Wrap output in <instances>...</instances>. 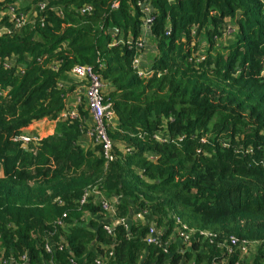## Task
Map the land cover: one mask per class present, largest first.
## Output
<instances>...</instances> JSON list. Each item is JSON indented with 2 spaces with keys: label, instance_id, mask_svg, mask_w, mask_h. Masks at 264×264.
<instances>
[{
  "label": "trees",
  "instance_id": "16d2710c",
  "mask_svg": "<svg viewBox=\"0 0 264 264\" xmlns=\"http://www.w3.org/2000/svg\"><path fill=\"white\" fill-rule=\"evenodd\" d=\"M16 1L0 0V12ZM112 2L32 0L35 18L0 35V57L17 58L12 68L0 64V264L25 254L30 264H97L110 250L102 264H180L192 255L196 263L264 264V0H151L149 76L134 67L144 13L137 0H120L117 9ZM86 3L94 10L81 14ZM121 36L133 45H111ZM77 64L92 65L109 87L118 155L109 164L101 146L79 141L86 104L78 117H60L76 87L60 84ZM45 118L57 121L55 133L36 149L13 140ZM159 132L183 141L160 142ZM95 185L120 196L117 218L133 208L149 222L115 223L110 234L97 222L100 202H79ZM66 211L64 230L55 221ZM174 216L214 233V242L197 233L184 253L174 242L167 251L148 244L150 222L166 228V242ZM51 233L65 236L62 249H44ZM232 235L260 245L252 256L228 255L219 243Z\"/></svg>",
  "mask_w": 264,
  "mask_h": 264
},
{
  "label": "built area",
  "instance_id": "2783aa9c",
  "mask_svg": "<svg viewBox=\"0 0 264 264\" xmlns=\"http://www.w3.org/2000/svg\"><path fill=\"white\" fill-rule=\"evenodd\" d=\"M120 0H113L111 7L117 9L119 7ZM137 4L141 7L144 13V25L145 31L142 37H140L134 44L137 48V53L134 58V67L137 69L139 75L141 76H149L152 74L151 68L148 69H141L140 62L141 56L145 51V47L148 44V37L147 33L150 34L151 31V24L154 20V8L152 6L151 0H137ZM46 2H40L39 8L44 9L46 7ZM94 10V6L90 3L84 4L80 8L81 14H89ZM37 14H29V12L18 8L17 6H9L5 13L4 17L7 18V21H3L4 17L0 19V35H12L20 31L29 21L31 22ZM170 28H167L166 34H170ZM128 43L133 45V40L129 38L128 40H124L121 36L120 38H115L111 45L116 44H124ZM202 60L204 57L201 55L199 56ZM17 58L15 56L1 58L0 57V64L5 66L6 68H12L15 66ZM24 66L18 67V73L24 74ZM72 74L80 78L86 84V99L88 110L92 117V124L87 125L86 133L92 138V141L96 144L101 146L102 156L106 162L109 164L110 162L116 160L118 155L115 153L114 150V142L111 138L109 131L114 126V120L116 118V112L114 110L113 104L111 101L107 99L106 91H105V81L103 80L102 76L95 70L92 65L88 64H77L72 68ZM60 85H64L61 83ZM79 114L76 110H68L63 112V118H76ZM86 122V120H85ZM155 138L160 142H176L177 144L183 141L182 136H178L173 138L170 135L162 134L159 132L155 135ZM13 140L16 142H20L23 148H27L29 143L39 142L41 140L40 136L37 134H27V133H19L13 137ZM129 148H123L122 152L127 153L129 152ZM151 159L154 157L151 155L149 156ZM93 197L97 201L100 202L103 211L111 214H115V207L112 203L108 200L104 190L99 186L95 185L88 188L83 196L80 199V204L83 205L87 202L88 198ZM59 204L63 205L64 202L61 199H58ZM68 217V212H64L58 220L55 221L56 224L65 227L67 223L65 219ZM175 219V228L173 230L174 237L181 239L184 244L188 245L191 241L195 238L197 233H199L203 238L208 239L210 242H214V237L216 236L214 233L208 230H198L196 228L190 227L188 224L183 222L181 218L178 216H174ZM121 222L126 223L125 219H120ZM104 228L112 234L113 232V225L111 224H104ZM53 233L49 234L48 236H52ZM162 233L158 231L157 225L152 223V226L149 229V232L146 236V242L148 244H158L162 245L165 250L167 251L169 242H163L161 237ZM63 240H65V236H60L59 241L54 244L50 242V240H46L44 244V249L47 252H52L54 249H62L63 248ZM260 245L257 241H251L248 239H240L239 237L232 235L229 239H226L219 243V246L224 248L228 255L236 252V250H240L243 256H248L253 249L258 248ZM114 254L113 250H110L103 256H99L96 258L97 264H102L105 260H107L110 256ZM28 262L27 255H22L18 260L17 264H25ZM2 264H11V262L4 257H1Z\"/></svg>",
  "mask_w": 264,
  "mask_h": 264
},
{
  "label": "crops",
  "instance_id": "0c3cea01",
  "mask_svg": "<svg viewBox=\"0 0 264 264\" xmlns=\"http://www.w3.org/2000/svg\"><path fill=\"white\" fill-rule=\"evenodd\" d=\"M19 5L21 7H19L18 4H16V3H15L14 6H17L18 8H25V6L33 5V3H32V0H21L19 2ZM31 7H30V10H31ZM5 11H6V9H4V10H2L0 12V19H2L4 17ZM149 35L150 34L147 33L148 44H147L146 49L154 51L155 46L152 43V41L149 39ZM146 49H145V51L143 52V54L141 56L140 68L142 70L150 68V66H148V63H149L148 53H149V51L148 50L146 51ZM61 83L65 84V85H67V84H70V85L71 84H75V86H76L75 90L72 92V93H75V95H71L70 94L69 97L66 99V108H65V110L63 112H66L69 109L70 110L73 109V110H76L78 112V114H79L80 106H82L83 104H86V106L84 105L85 106V110L87 111V116L85 117L86 118V123L88 125L92 124V117L90 115V112L88 110V105H87L86 84H85V82L82 81L77 76L72 74L71 78L68 80L67 83H65V82H61ZM105 85H106V83H105ZM108 89H109V87L107 88V85H106L105 86V91L107 92ZM70 98H72V100H70ZM63 112H62V114H63ZM62 114L60 115V117H62ZM116 120H117V117L114 120V125L116 124ZM56 123H57L56 120H51V119L45 118V119L33 122L31 125H29L28 127L24 128L20 133L37 134V135L40 136V138L42 140L43 138L55 133ZM41 140L39 142L29 143L27 148L29 150L31 148H35L36 149L38 147V145L40 144ZM79 141L81 142L82 146L85 149H94L92 138L87 133L83 134L80 137ZM31 145H33V146H31ZM21 146H22V144H21ZM27 148H25V149H27ZM107 198L110 201V203H112L113 206L115 207V214L103 213V214H101V216H96L97 222L101 223L102 225H104V224L114 225L115 223H124V222L119 221L121 218H117L116 217V205L121 200L120 196H118L116 194H112L109 197L107 196ZM147 216H148L147 212L145 213L144 211H139L137 209L135 210V209L132 208L131 209V214L128 217L122 218V219H125V221H126L125 224L131 225V223H133L134 221H137L139 219L147 220V222H149V219L147 218ZM82 218H83L82 222L89 223V220L91 218L90 212L89 211H85ZM152 223L154 225H157V229H158V231H160L162 233L161 237H163L164 234L167 232L166 228L164 229V227H160L157 223H155V221H151L150 222V227L152 226ZM69 226H71V225H69L67 223V225L64 227V230H67V228H69ZM172 234H170L169 239L167 240L168 242L176 243L177 244L176 246H177L178 250L180 252H182V253H184V251L189 250L190 245L184 244V242L181 239H178V238L174 237V235H172ZM46 238L48 240H50V242H53L54 244H56L59 241V239H60V238L56 239L54 235L48 236V234L46 235ZM0 248H3L2 245H1V241H0ZM256 250H257V248L253 249L251 251V253L249 254V256H252L256 252ZM45 264H57V263L52 261V260H50V261H47ZM180 264H206V263H204V262L196 263L195 255H192L190 257V259H186L185 256H184L183 259L181 260Z\"/></svg>",
  "mask_w": 264,
  "mask_h": 264
},
{
  "label": "rangeland",
  "instance_id": "374dc122",
  "mask_svg": "<svg viewBox=\"0 0 264 264\" xmlns=\"http://www.w3.org/2000/svg\"><path fill=\"white\" fill-rule=\"evenodd\" d=\"M21 0H18L17 2H16V4H18V6L19 7H21L20 5H19V2H20ZM25 2V1H24ZM30 6L29 5H27V6H25V8H23V10H25L26 8H29ZM22 9V8H21ZM27 12H29V14H35L36 13V11H35V9H34V5H32V7H31V10H30V8L29 9H27L26 10ZM71 95H75V93H72ZM70 100H72V98H70ZM70 103V102H69Z\"/></svg>",
  "mask_w": 264,
  "mask_h": 264
},
{
  "label": "water",
  "instance_id": "95a60500",
  "mask_svg": "<svg viewBox=\"0 0 264 264\" xmlns=\"http://www.w3.org/2000/svg\"><path fill=\"white\" fill-rule=\"evenodd\" d=\"M120 221V220H119ZM27 264H30V262H28Z\"/></svg>",
  "mask_w": 264,
  "mask_h": 264
}]
</instances>
